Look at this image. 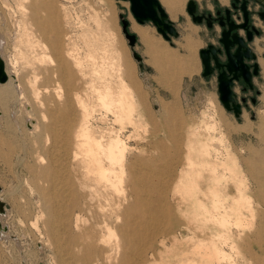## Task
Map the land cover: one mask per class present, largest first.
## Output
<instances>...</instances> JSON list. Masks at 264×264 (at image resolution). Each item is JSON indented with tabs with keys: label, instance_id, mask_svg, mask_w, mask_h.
Segmentation results:
<instances>
[{
	"label": "rangeland",
	"instance_id": "374dc122",
	"mask_svg": "<svg viewBox=\"0 0 264 264\" xmlns=\"http://www.w3.org/2000/svg\"><path fill=\"white\" fill-rule=\"evenodd\" d=\"M47 1L51 14L42 8L31 10L27 1L24 13L14 0H0V57L8 74L7 81L0 83V200L5 205L0 212V264H60L46 211L55 208L58 217L64 207L71 213V235L88 223L95 225V220L102 222V216L118 224L116 215L122 219L137 215L136 221L149 223L142 257H136L143 264H264V62L259 61V57L264 61V34L253 42L260 70L252 87L234 81V96L241 105L235 115L218 97L216 71L202 74L199 48L217 42L219 26L193 21L187 0L174 16L170 13L178 35L169 39L151 21L137 23L128 0ZM219 1L195 0L196 12L214 11ZM177 10H181L178 15ZM119 13L136 34L133 45L122 31ZM37 19L42 20L41 29ZM133 24L142 26L149 42L159 45L165 61L149 51ZM90 32L95 33L96 47ZM72 40L75 116L69 115L65 128L59 125L53 132L40 125L32 128L49 122L42 118L48 116L47 108L62 112L63 98L56 99L51 87L46 93L41 88L50 86L45 78L55 67L63 65L71 71L67 53ZM90 51L102 53L113 65L116 62L112 80L130 89L134 107L130 100L124 101L120 120L102 109L90 90L93 69L86 60ZM133 51L141 58H135ZM35 74L40 77L38 101L28 85ZM16 79L22 90L14 88ZM70 85L69 79L65 90L71 99ZM81 100L88 108L94 105L93 112H82ZM101 116L107 122L97 120ZM136 123L139 141L131 135ZM81 124L112 128L114 135L125 139L121 182L109 187L87 170L85 145L76 136ZM246 125L249 130L232 131ZM214 141L219 148H210ZM96 156L110 165L103 154ZM213 164L212 174L207 167ZM112 169L114 180L120 165L112 164ZM76 217L85 222L77 228ZM56 220L60 236L63 223ZM93 231L96 236L105 233ZM83 234L67 244L72 247V263L104 264L95 248L100 240L86 246L88 237ZM202 246L212 247L218 259L213 262L202 255Z\"/></svg>",
	"mask_w": 264,
	"mask_h": 264
},
{
	"label": "bare ground",
	"instance_id": "6f19581e",
	"mask_svg": "<svg viewBox=\"0 0 264 264\" xmlns=\"http://www.w3.org/2000/svg\"><path fill=\"white\" fill-rule=\"evenodd\" d=\"M14 1L17 3L18 9L24 13L26 10L25 6L23 5L25 3V1H27L29 3V8L31 10L34 8V10L37 11V9L42 8L43 10L46 11V13H48V11H49V13L51 14V12H52V9H50L49 2L47 0H14ZM183 1L184 0H161L160 3L165 5L167 7V9L170 11L171 15L174 16V10L177 7H179L180 3ZM105 18H106V16H105ZM112 20H113V17H112ZM107 21H109L108 18L105 22H107ZM110 22L112 23V21H110ZM136 22L139 23L138 21H136ZM139 24H142V23H139ZM36 25H37L38 29H41L42 20L37 19ZM107 25H108V22H107ZM133 29L139 33L142 40L147 45L149 51L154 53L155 57L161 58L162 61L166 60L165 52L159 48V45L153 44L152 42H149V40L147 39V34H146L145 30L142 29V27H137L133 24ZM91 34H89L88 36L89 37L91 36L92 45L96 47L95 33L92 32ZM72 42H73L72 48L67 53V58L70 59V62H71V68H70L71 71L68 73L66 71V67L63 65L55 67L54 70L52 71L51 75L49 77L45 78L48 81H50V86L43 85L41 88L43 90V92L46 93V92H49V89L51 87L52 88L51 91H52V93L56 99L62 100V98H63V101L61 102L62 108H60V109H62V112H61V114H59L58 109L47 108L48 116L42 115V118L43 119L48 118L49 122H47L46 125L39 124V123L33 124L32 128L34 127L37 129L40 125L41 128L48 129V130H51L53 132L56 129V127H58L59 125L61 127L65 128L66 124L70 122L69 115L75 116V41L72 40L71 43ZM107 43H109V42H107ZM107 46H109V44H107ZM185 46L187 48H189V50H191V48H192V44L190 42H187ZM57 53H59V52H57ZM97 53H98V51H97ZM87 56H88V58L86 60H87V62L88 61L90 62L92 69H93V73H92V76H91V79L89 82L90 90H92V92L94 93L95 98L98 101V103L101 105L102 109L104 108V110H108V112L110 110L113 113L115 120H120V111L125 109L124 101L130 100V105L132 104L134 107L130 89L127 90L128 88L125 87L124 84H122V85L117 84L116 82H114L112 80L113 68H114L116 62L113 61L115 63L113 65L112 62H109L106 60V58H105L106 56L102 55V53H99L96 55V53L94 54L92 51H90L87 54ZM174 60H175V58H174ZM171 62H173V59ZM5 69H6V66H5ZM39 78L40 77H38L37 74H35L34 76L32 75V78L28 82V85L33 90L34 97H35L36 101H38L39 94H40V87H37V86H39L38 85ZM7 79H8V74H7ZM7 79L3 82H0V83L6 82ZM69 79H70V84H71L69 89H70V91H72V98L71 99H70L69 91L65 90V88L67 89V85H69ZM16 82H17V79H16ZM14 88L20 89L21 84L19 82H17L16 85H14ZM21 90H22V88H21ZM21 90L19 93L20 95L23 94V92ZM72 102H73V104H72ZM78 106H79V108H81L82 112L91 113L94 110V105H91L88 108L87 103L84 100L79 101ZM66 107H68V108H66ZM99 119L103 122L104 121L107 122L106 116H101L97 120H99ZM80 126H81L80 131L77 132L76 136L83 140V142L80 143V145L81 146L85 145V148L83 149V154L85 155L86 159L88 160L87 170L90 173L94 174L100 181H103L106 184H108L109 187L114 186L115 181L121 182L122 178H123L122 177L121 163H122V161L125 160L124 158H125L126 150H127V144L125 142V139L121 138L118 133H117V135H114V131L112 128L109 129L107 127H98L99 129H97L96 128L97 126L96 127H93L92 125L91 126H85L83 124H81ZM212 126L214 127L213 123H212ZM249 128H250L249 125H246L244 127L237 126V127L232 128V131L236 132V131H240V130H249ZM138 129H139V127L137 126V123H136V126H134V130H133V133L131 135L136 140L139 141L141 139V137H140V132ZM101 139H104L105 142L103 141L104 143H101L102 142ZM54 145L57 146V143ZM211 147L212 148L213 147L219 148V143L214 141L210 145V148ZM98 153H101L104 155V159L106 160V162L110 163L109 166L106 167L103 163H100L98 161L97 156H96V154H98ZM208 154H209V152L207 153V155ZM112 164L120 165V169H119L120 171L117 174L113 175V177L115 178L114 180H112V178H111L112 174H113L112 173V170H113ZM122 167H123V165H122ZM213 167H215L214 164L212 166L207 167V170L209 173L213 174L215 172V171H213ZM134 180H133V182L137 181L138 179L135 181ZM135 193H136V191H135ZM70 200L71 199H69V201ZM70 203H71V206H70L71 209L74 208V205L72 206V202H70ZM56 211L57 210L55 208H52V209L47 210L46 212H48V214H49L48 217L50 218V220L48 221V229H49L48 231L50 232L52 240L58 246V251H59L58 256H59V263L60 264H74V263H72V261H74L73 256L70 254V250L72 247L68 248L67 244L69 241L71 242V240H73L74 242H75V239L77 241H79L81 238L80 237L81 231L84 232V234H86V236L88 237V241L85 242L86 246L92 247L94 239H99L100 242L102 243L100 245L99 244L95 245V248L97 250V255L101 256L100 258L102 259V263H104V264H143L144 263L143 261L142 262H140L139 260L137 261L136 257H142L141 251L144 250V247H145V244L143 243L144 242L143 238L146 234H149V233H147V230L150 227L148 225L149 223L145 224V222L143 223L140 221L139 222L136 221L135 219L139 218L137 215H134V217H132V218H128L125 216V217H123V219L121 218V216L116 215L114 221L119 222L118 224L113 223L110 220H108L107 217L102 216L101 217L102 222L95 220L94 221L95 225H93L92 223L91 224L88 223L87 226H84L83 228L81 227V230H79L77 232L75 231V233L71 235L70 234L71 233L70 225L68 222L69 214H71V213H69L70 211H67V209L64 207L63 214H60V216H58L59 218L56 216L57 215ZM55 218H57L58 220H61L60 222L63 223L62 227H63L64 232H62V230H61V232L64 235L63 234L60 236L56 235V229L58 228V230H60V228H59V225L56 228L57 225H55V223L57 222V220L55 221ZM219 220L224 221V218L222 220L221 219H219ZM84 221H86V220H84ZM75 223H76V228H77L78 226H80L82 223H85V222H81L80 217H76ZM153 228L157 229L155 227H153ZM94 229L96 231L98 230L99 233L101 231H104L105 233L102 235L100 234L99 236L98 235L96 236L92 233V232H94L93 231ZM0 230L2 231V229H0ZM105 234H106V237H105ZM74 245H75V243H74ZM200 249H202V251H203L202 253H204L202 255L206 256L207 259H209L213 262L218 259L217 253L212 247L202 246V247H200ZM102 256H103V258H102ZM88 259L91 260L90 256L87 257V261H89ZM180 264H199V263H197L195 261H190V262H182Z\"/></svg>",
	"mask_w": 264,
	"mask_h": 264
},
{
	"label": "water",
	"instance_id": "95a60500",
	"mask_svg": "<svg viewBox=\"0 0 264 264\" xmlns=\"http://www.w3.org/2000/svg\"><path fill=\"white\" fill-rule=\"evenodd\" d=\"M129 9L136 21L142 23L143 21H151L156 30L166 39L170 38V35L177 36L178 30L174 26L167 11L162 6L159 0H128ZM197 4L195 0H187L186 10L190 14L193 21L200 22L203 18L201 13H196ZM240 9L243 13V21L236 22L230 17L229 8L225 9L226 21L219 20L220 24H227V27L223 29L220 40L223 43L227 60L220 62L217 57V49L213 44H209L207 48H199V56L202 62V74L207 75L213 71L214 66L222 69L217 74L218 80V97L223 105L232 109L235 115L241 112V105L239 101L235 99V92L233 90V84L235 80H239L241 77L250 87H252V73H258V63L255 61L252 63V69L249 64L244 60V57H255V53L251 52V47L246 43V39L250 40L252 35L248 27V13L249 9L247 3L242 1ZM121 19V28L125 37L128 39L129 45H133L136 41V34L129 31L128 20L123 17L122 13H119ZM207 25H211L209 19ZM238 28L246 30L245 36L238 33ZM234 46L233 51H230V47ZM211 51L214 59V66L211 64L209 52ZM133 56L140 59L141 56L133 51ZM7 79V72L5 69V62L0 57V82ZM4 202L0 200V212L4 209Z\"/></svg>",
	"mask_w": 264,
	"mask_h": 264
},
{
	"label": "flooded vegetation",
	"instance_id": "af4514ba",
	"mask_svg": "<svg viewBox=\"0 0 264 264\" xmlns=\"http://www.w3.org/2000/svg\"><path fill=\"white\" fill-rule=\"evenodd\" d=\"M242 1H245L247 3V7L249 9V13H248L249 18H248V27L247 28L251 31V35H252L250 40L246 39V43L251 47V52L255 53L254 58L253 57H249V58L244 57V60L249 64L250 69H252V63L253 62L256 61L259 65V62L256 59L257 53L253 47V42H255V40L257 38H261L262 37L261 35L264 34V0H227L226 3L219 1L220 6H217L214 9V11L209 10L206 13L200 12L203 15L202 20H204L206 22V25H207V20L209 19V21L211 22L210 26H214V23H217L219 26L218 34L216 35V41L217 42L216 43H214L213 41L208 42L206 44L205 48H207L209 44H213V46L217 49L216 53H217V57H218L219 61L225 62L227 60V56L225 53L223 43L220 40V38L222 36V31H223V29H225L227 27V24L226 23L220 24L219 20L222 19L223 21H226L225 9L229 8L230 17L233 18L234 21H236V22L243 21V13L240 9V4ZM207 26H209V25H207ZM238 33L245 36L246 30L242 29V28H238ZM233 49H234V46L230 47V51H233ZM209 57H210L211 64L214 66V59L212 57L211 51L209 52ZM259 61H260V57H259ZM221 69H222V67L217 68L214 66L212 72L216 71V74H218V72ZM259 70H260V67H258V73H259ZM254 75H256V74L252 73V78ZM239 81L243 82L248 87H250L245 81H243V79L241 77L239 78ZM233 86H234V84H233Z\"/></svg>",
	"mask_w": 264,
	"mask_h": 264
},
{
	"label": "crops",
	"instance_id": "0c3cea01",
	"mask_svg": "<svg viewBox=\"0 0 264 264\" xmlns=\"http://www.w3.org/2000/svg\"><path fill=\"white\" fill-rule=\"evenodd\" d=\"M220 2L226 3L227 0H221ZM161 4H162V3H161ZM163 6H164L165 10L167 11V13L169 14V17H170L171 19H173V18L171 17V15H170L169 10L166 8V6H165V5H163ZM179 11H181V10H179ZM179 11L177 10V15H178ZM140 27H142V26H140ZM262 62H264V61H263L262 59H260V63L263 65Z\"/></svg>",
	"mask_w": 264,
	"mask_h": 264
}]
</instances>
